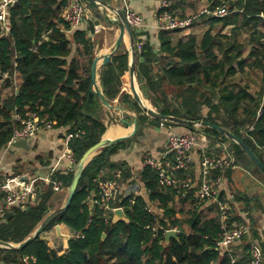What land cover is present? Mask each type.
<instances>
[{
	"label": "trees",
	"instance_id": "trees-1",
	"mask_svg": "<svg viewBox=\"0 0 264 264\" xmlns=\"http://www.w3.org/2000/svg\"><path fill=\"white\" fill-rule=\"evenodd\" d=\"M202 1L211 9L228 7L230 14L202 16L190 27L207 23L209 27L200 37L190 35L185 41L174 37L186 30H159L160 49L156 50L150 39L143 40L134 33L142 44L136 57L140 87L154 104L157 101L153 94L164 97V105L158 108L162 114L219 125L243 139L264 163V155L260 154L264 151V0H177L169 11L189 16L201 10L198 4ZM67 4L68 0H19L11 9L10 32L3 34L0 26V80L9 86L12 82L10 77L4 78L6 73L19 71L23 77L13 96L4 97L0 91V150L12 140L19 126L15 114L25 117L37 113L54 121L55 126H70V132H82L70 141L77 161L106 131L98 116L99 96H90L94 43L87 35L94 31V22L69 37L65 30L70 25L64 17ZM229 25H234L231 32L226 31ZM245 28L252 30L247 41L240 40ZM154 62L163 67L157 71ZM128 72V51L120 50L103 67L102 87L109 102L119 97L122 78ZM251 72L255 73L254 82L242 76L247 74L249 78ZM167 86L176 90L177 100L182 97L177 108L172 107L166 94ZM121 103L138 113L144 112L132 94L123 93ZM203 106L209 107L205 116L201 114ZM203 129L231 142L235 164L250 165L252 172L264 181V172L240 144L217 130L206 126ZM125 142L104 148L94 157L84 170L70 207L46 228L61 223L72 228L74 235L64 253L39 236L22 250L0 247V262L24 264L27 257L32 264H232V251L217 245L223 234L219 203L201 205L194 195L178 196L177 188L160 183L159 172L154 168L144 167L141 178L151 201L164 210L162 215L151 212L148 203L136 195L124 197L118 193L112 202L113 207L124 208L128 222L115 223L113 212L100 207L98 182L112 179L119 186V176L124 177V165L113 163L111 156ZM74 173L69 168L60 170L53 179L62 181L63 188L68 189ZM180 173L179 179H189ZM219 174L215 170L213 177ZM55 193L52 184L40 190L38 200L0 214V239L12 243L25 240L48 215ZM92 195L93 209L88 202ZM235 220L241 223L240 218ZM231 224L230 220L228 226L234 227ZM174 228L178 229V237L167 241L166 231ZM250 244L246 247L248 262Z\"/></svg>",
	"mask_w": 264,
	"mask_h": 264
},
{
	"label": "crops",
	"instance_id": "crops-1",
	"mask_svg": "<svg viewBox=\"0 0 264 264\" xmlns=\"http://www.w3.org/2000/svg\"><path fill=\"white\" fill-rule=\"evenodd\" d=\"M105 1L109 3L108 6L103 5L98 11L90 8V13L77 28L70 27L65 30L70 37L77 30H85L89 27L90 22H94V31L89 32L87 35L94 43V60L97 56L102 57L111 53L115 49L116 41L120 35V27L115 23V21L119 20L116 12L124 7V2L122 0ZM125 2L151 23L149 28L141 30L133 29L134 33L140 35L143 40L150 39L154 48L159 50V30L155 26V21L160 10V0H125ZM201 3L202 6L207 5L206 1H202ZM203 27L207 28L209 25L203 23L199 26L189 28L174 38L183 37L186 41L190 35L200 37L198 31H200L199 29H203ZM233 28L234 25H229L226 31L231 32ZM4 33L7 34L8 32ZM135 42L138 43V38H135ZM130 48L131 37L126 31L117 53L120 50L129 52V72L122 78L123 85L119 97L110 102L115 108L107 107L99 97L101 108L98 110V116L106 125V131L103 133L101 140L123 139L126 141L111 156L113 163L124 165L125 168L123 170L124 177L122 175L119 176L121 180L119 184L120 195L124 197L130 195L140 196L148 203L151 212L162 215L164 210L159 208L156 202L151 201L149 191L141 178V173L145 167L144 161L147 158L158 159L164 155L171 135H182L190 131H196L199 134V145L194 151L195 160L193 165L185 173L181 174L179 172L180 176H187L190 180L198 181L201 178V154L203 150H206L210 156L214 157H227L234 160L236 158L231 142L223 141L221 137L218 138L208 134L203 129L205 126L193 125L194 128L190 129L187 125L176 123V125H168L165 123L166 121L149 115L140 103V107L144 110L143 113H138L136 110L130 108L128 104L121 103L123 93H129L134 96L130 78ZM73 52H76V45H73ZM101 62L102 60L98 64L97 84L103 91L101 73L104 65ZM152 64L157 71L163 67L161 63L154 62ZM234 66L237 69L239 68L238 63H235ZM242 76L245 79H252L251 81L254 82L255 76L253 74L249 78L247 74ZM9 77L12 82L9 86L6 85L3 79L0 80V91L7 98L13 96L15 92H18L19 86L23 82L22 74L19 71H14L13 75L10 73L4 75V78ZM134 79L136 89L144 103L158 111V108L164 105L163 101L165 99L164 97L159 98L153 94L157 101V104H154L152 99L148 98L142 91L137 77V65ZM92 87H94L93 84ZM178 99L182 101V97ZM169 100L172 102L171 99ZM208 111L209 107L203 106L201 111L202 116L207 115ZM19 116L21 115L15 114L14 120L19 122ZM162 122L165 123L163 126ZM69 130L70 126H55L51 129H44L38 135L26 139L28 140L27 146H17L9 142L0 150V184L9 179H13L11 188L17 190L20 188L22 180L35 179L39 193L45 187L51 186L54 182V173L70 167L67 159L65 157L63 159L61 158L67 149L72 151L70 149V141L66 143L67 135L70 133ZM260 154L264 155V151H260ZM5 194L6 190L4 189L0 193V198ZM67 198L68 189L63 188L60 191H56L49 213L64 205ZM178 198H175L176 201H178ZM88 202L90 208L93 209L95 204L94 195L90 196ZM217 202L228 203L230 205L231 216L229 217L228 223L231 220L233 223L231 225L237 224L235 223L237 222L235 219L240 218L241 222H246L251 226L250 234L245 239L236 241L231 248L233 253V257L231 258L232 264H248L249 250L246 248L247 244L249 245L252 241L256 242L264 251V181L252 172L250 165L242 166L240 163L235 164L224 172L223 183L219 187L215 199L208 200L206 205L209 206ZM222 222L223 218L221 215ZM57 225L60 226L59 229ZM57 225L45 230L41 234V237L48 241L53 249L62 254L67 250L74 231L66 223ZM174 229L178 231L177 228ZM60 248L62 251L58 250ZM28 260L27 257H24V264H32ZM0 264L4 263L0 262Z\"/></svg>",
	"mask_w": 264,
	"mask_h": 264
},
{
	"label": "built area",
	"instance_id": "built-area-1",
	"mask_svg": "<svg viewBox=\"0 0 264 264\" xmlns=\"http://www.w3.org/2000/svg\"><path fill=\"white\" fill-rule=\"evenodd\" d=\"M122 1L124 2V7L121 11L133 29L141 30L151 26V23L143 15L131 8L125 0ZM18 2L19 0H0V26L2 32L10 31L11 9ZM176 2L177 0H160V10L155 21V26L158 30H187L204 15L225 17L230 14V8L228 7L211 9L208 5H205L199 12L181 17L169 11V8ZM89 13L90 8L87 7V3L84 0H68L64 17L71 28H77ZM116 13L119 14V11ZM141 50L142 44L136 43V52ZM19 122L20 125L14 130L12 140L29 139L38 135L44 129L55 127L54 121L39 117L37 113H30L25 117L19 116ZM164 124L162 122V126ZM81 133L80 131L76 133L70 132L67 135L66 143H69L75 137H79ZM198 145L199 134L196 131H190L182 135L173 134L169 138L164 155L158 159L147 158L144 161V166L156 169L159 172L160 183L164 186L177 188L178 196L194 195L199 204L206 205L208 200L215 199L218 189L223 183L224 172L235 165V160L227 157L210 156L206 150H203L201 154V178L198 181L179 179L178 173L187 171L193 165L195 160L194 151ZM64 157L70 164L69 170H75L78 161L74 152L67 149L61 156L62 159ZM215 170L220 173L217 177H213ZM12 180L9 179L0 184V193L4 189L6 190V194L0 198V214L39 199L40 193L35 179L22 180L20 188L17 190L11 188ZM98 183L101 189L100 207L107 212H114L117 207H113L112 202L116 200L119 193L118 184L112 179H101ZM53 188L56 191L62 190L63 182L60 180L54 181ZM194 189L196 190L194 191ZM219 206L223 218V234L217 245L218 248L230 252L236 241L250 234L251 226L242 221L240 224H234V227L230 228L228 220L231 216V207L228 203L223 202H219ZM250 245L251 258L248 264H264L262 247L253 241ZM28 261L31 263V260Z\"/></svg>",
	"mask_w": 264,
	"mask_h": 264
},
{
	"label": "water",
	"instance_id": "water-1",
	"mask_svg": "<svg viewBox=\"0 0 264 264\" xmlns=\"http://www.w3.org/2000/svg\"><path fill=\"white\" fill-rule=\"evenodd\" d=\"M84 1L88 5H90L92 7V9H94L95 11H98L103 5H107V6L109 5V3L106 2L105 0H84ZM109 7L112 8L111 6H109ZM117 11H119V14H118L119 20L115 21V23L120 27V35H119V37H118V39L116 41L115 49L111 53H109L107 55H104L102 57L97 56L95 58L94 62H93V66H92V84H93L94 87H92V89L90 91V96H92L94 93H96L100 97L101 101L107 107L115 108L107 100V98L104 95L103 91L99 88V86L97 84V70H98V64H99L100 60H102L101 64L104 65V66L107 65L111 61L113 56L119 50L121 42H122V40L124 38L125 32L127 31L129 33L130 37H131L130 78H131L132 92H133L134 96L136 97V99L141 104L142 108L149 115H151L154 118H157L159 120H162V121L173 122V123L181 124V125L206 126V127H209L211 129L217 130V131L225 134L228 138H230L231 140H234L235 142L240 144L241 147L251 157V159L264 172V163L260 160V158L252 151V149L247 145V143L243 139L239 138L238 136H236L232 132L228 131L227 129H225V128L219 126V125L204 121L202 119L198 120V121H194V120H188V119L180 118V117H177V116L164 115L161 112H159V111L147 106L144 103V101L142 100L140 94L138 93V91L136 89L135 79H134V75H135V71H136V57H137L136 42H135V38H134V30L130 26L128 21L126 20V17L124 15V13L121 10H117ZM122 140L123 139H116V140L102 139L98 143H96L95 145L90 147L83 154V156L80 158V160L77 163L73 180L71 182V185L68 188V198H67L66 203L64 205H62L61 207H59V208L53 210L52 212H50L42 220V222L35 229V231L33 233H31L25 240H23L20 243H12V242H8V241H4V240L0 239V247L1 248H6V249L22 250L25 247H27L30 243H32L35 239H37L39 236H41V234L46 230L48 225L54 219H56L60 214L64 213L70 207V205H71V203L73 201V198H74V196H75V194H76V192L78 190L79 183H80V181H81V179L83 177L84 170L86 169L88 164L94 159L95 156H97L102 151V149L107 148L109 146H112L113 144H115V143H117L119 141H122ZM11 143L13 145H17V146H27L28 145V140H26V139L12 140ZM113 221L115 223L119 222V221H127V222L129 221V218L125 214L124 208L117 207V208L114 209ZM57 228L59 229L60 226L57 225ZM105 237H106V234L103 235V238H105ZM172 237H178V231L176 229L167 230V232H166V240L169 241Z\"/></svg>",
	"mask_w": 264,
	"mask_h": 264
},
{
	"label": "rangeland",
	"instance_id": "rangeland-1",
	"mask_svg": "<svg viewBox=\"0 0 264 264\" xmlns=\"http://www.w3.org/2000/svg\"><path fill=\"white\" fill-rule=\"evenodd\" d=\"M202 3L201 4H198V8H201L202 9ZM205 6V5H204ZM87 7L88 8H91V6L90 5H88L87 4ZM208 28V27H207ZM207 28H205V27H203V29H199L200 31H198V34H200V36L202 35V32H204ZM252 28V27H251ZM251 28H245V29H243L242 30V34L240 35V40H245V41H247V40H249L250 39V37H251V32H252V30H251ZM249 48H251L250 46H249ZM251 75H252V72L250 73ZM253 75H255V73H253ZM252 77V76H251ZM166 89H165V91H166V94L168 95V97L169 98H171V100H172V107H174V108H177V106H178V104L180 103V102H178L179 100H177V98H176V90L173 88V87H169V86H167V87H165ZM58 250H61V248L60 249H58ZM62 251V250H61Z\"/></svg>",
	"mask_w": 264,
	"mask_h": 264
}]
</instances>
